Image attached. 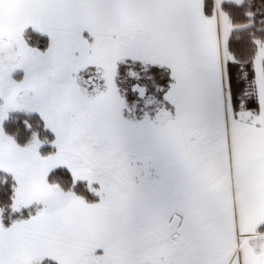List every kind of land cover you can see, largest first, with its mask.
<instances>
[{"label":"snow or ice","instance_id":"obj_1","mask_svg":"<svg viewBox=\"0 0 264 264\" xmlns=\"http://www.w3.org/2000/svg\"><path fill=\"white\" fill-rule=\"evenodd\" d=\"M0 264H264V0H0Z\"/></svg>","mask_w":264,"mask_h":264}]
</instances>
